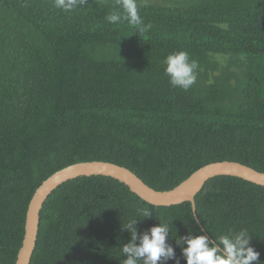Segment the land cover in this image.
<instances>
[{
  "label": "trees",
  "instance_id": "16d2710c",
  "mask_svg": "<svg viewBox=\"0 0 264 264\" xmlns=\"http://www.w3.org/2000/svg\"><path fill=\"white\" fill-rule=\"evenodd\" d=\"M136 4L132 25L107 21L118 0H0V264H16L37 189L71 165L115 163L157 191L216 162L264 173V0ZM180 50L199 64L187 91L164 71ZM195 207L198 219L191 202L152 205L111 177L70 180L44 204L31 264H122L131 217L141 234L169 224L180 264L177 240L201 228H246L264 264V186L216 176Z\"/></svg>",
  "mask_w": 264,
  "mask_h": 264
},
{
  "label": "clouds",
  "instance_id": "9594fccd",
  "mask_svg": "<svg viewBox=\"0 0 264 264\" xmlns=\"http://www.w3.org/2000/svg\"><path fill=\"white\" fill-rule=\"evenodd\" d=\"M79 2L84 3L85 0ZM118 2L123 11L108 14L106 19L109 23H119L121 20H127L132 25L142 23L136 0ZM77 3L78 0H55V7L70 11ZM165 65L164 71L171 86L187 91L195 84L199 64L190 58L187 51L170 53ZM137 213L143 218L153 217L146 208H138ZM160 221L142 234L138 232L137 218L131 217L126 223L124 221L122 228L130 233V240L121 247L124 256L122 264H163L169 260L180 264L174 246L168 242L171 231L169 224ZM196 223L199 224V221ZM199 231L201 234L197 235L189 229L187 235L177 240L186 264H253L259 261L260 252L252 246V236L246 228L229 230L215 239H211L203 228Z\"/></svg>",
  "mask_w": 264,
  "mask_h": 264
},
{
  "label": "water",
  "instance_id": "95a60500",
  "mask_svg": "<svg viewBox=\"0 0 264 264\" xmlns=\"http://www.w3.org/2000/svg\"><path fill=\"white\" fill-rule=\"evenodd\" d=\"M220 175L234 176L264 186L263 172L242 163L231 161L206 165L169 191H157L130 169L111 162H83L66 167L44 181L35 192L29 204L25 237L16 264H31L37 245L41 211L44 204L59 186L70 180L84 176L111 177L128 186L133 193L152 205L171 206L191 202L196 219H198L195 196L209 179Z\"/></svg>",
  "mask_w": 264,
  "mask_h": 264
},
{
  "label": "rangeland",
  "instance_id": "374dc122",
  "mask_svg": "<svg viewBox=\"0 0 264 264\" xmlns=\"http://www.w3.org/2000/svg\"><path fill=\"white\" fill-rule=\"evenodd\" d=\"M153 3H173V2H176L178 0H149Z\"/></svg>",
  "mask_w": 264,
  "mask_h": 264
}]
</instances>
